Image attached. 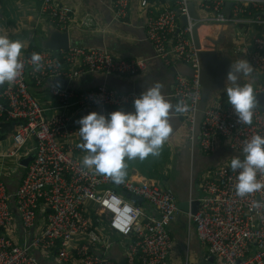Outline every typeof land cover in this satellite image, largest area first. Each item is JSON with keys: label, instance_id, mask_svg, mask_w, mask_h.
Returning a JSON list of instances; mask_svg holds the SVG:
<instances>
[{"label": "built area", "instance_id": "built-area-1", "mask_svg": "<svg viewBox=\"0 0 264 264\" xmlns=\"http://www.w3.org/2000/svg\"><path fill=\"white\" fill-rule=\"evenodd\" d=\"M37 1L39 16L51 30L66 32L70 37L73 32H106L91 9L85 8L79 16L71 0ZM94 1L109 12L113 22L125 25L136 3L141 8L145 40L152 47L153 58L167 67L180 63L193 70L192 78L176 75L172 94L176 104L183 100L188 106L187 112L176 116L191 134L202 99L199 52L214 48L212 40L202 44L200 28H235L240 43L234 45L233 53L248 60L255 72L264 74V0ZM227 3L232 4L229 17L223 13ZM190 7L195 18L189 14ZM195 27L198 48L192 40ZM34 48L21 54L24 67L20 75L4 83L0 93V120L14 126L18 123L10 137L12 150L4 155L19 160L11 172L21 168V160L27 157L22 150L26 143L34 142V158L13 194L0 176V264H39L35 252L59 264H117L108 256L115 244L124 251V264H170L173 241L169 225L179 214L174 193L146 181L124 179L115 184L110 177L85 168L72 147L59 142L71 124L81 127L78 121L86 111L97 109L107 116L110 110L132 107L140 95L106 85L75 92L70 82L85 76L135 77L146 69L149 59L116 58L106 47L75 43H70L66 51ZM33 53L43 57L38 71L31 63ZM58 79H68L67 88L61 87ZM43 89L61 103V109L71 107L75 98L79 118L72 122L65 113L55 112L47 116L33 93ZM221 101L202 111L198 148L212 154L222 140L229 151L243 158L245 141L256 134L264 136V107L256 105L253 123L241 125L232 106ZM237 175L230 165L205 172L199 182L197 211L192 214L189 210L188 218L195 225L199 241L207 246L206 260L212 258L215 264H264V206L252 207L256 201H264V191L238 197ZM126 194L140 197L156 212V218ZM15 217L22 228L21 243L13 235Z\"/></svg>", "mask_w": 264, "mask_h": 264}, {"label": "crops", "instance_id": "crops-1", "mask_svg": "<svg viewBox=\"0 0 264 264\" xmlns=\"http://www.w3.org/2000/svg\"><path fill=\"white\" fill-rule=\"evenodd\" d=\"M1 1L3 2V0ZM80 1L82 3L81 5L79 4ZM71 2L79 16L84 13L83 10L85 8L87 10L91 9L106 31L98 32L97 34L73 32L71 38L74 43L85 47H106L116 58L149 59L146 69L135 77L85 76L70 82L71 89H74L75 92H87L95 90L99 86L106 85L117 91L141 94L145 88L159 81L164 85L163 92L169 97L173 104H176L175 100L172 98L176 84V75L185 76L188 70L186 65L179 63L167 67L159 60L153 58L152 47L145 40L143 15L140 12L141 8H138L136 3H133L128 24L125 25L113 22L109 12L94 0H71ZM38 9L39 2H37L36 9L33 11L34 13H27L28 17L25 25L30 32L28 34V41L24 43L25 46L22 49V53L29 47H38L39 44L35 43L32 39L34 33L40 30L41 24L42 30L45 31V35H42L43 31L40 30V41L45 39L51 30L47 22L39 16V13L37 14ZM20 20L24 21L22 18ZM0 21L6 23L1 29L5 30L6 26L9 25L10 19L5 17V19H0ZM211 27L212 29L215 27L219 28L216 38H211L209 33H207L208 29H211ZM202 28H200L202 44L216 42V52L220 59L228 58L231 64L244 59L233 53L234 45L240 43L237 39V30L235 28L231 26H225L224 28L220 26H204ZM4 35H8V33ZM218 45H222V47L218 48ZM257 73L259 72L255 73L254 71L251 76L244 77L241 80V84L251 83L256 95L264 89V85H260L261 82L259 80L262 76H256ZM254 80H256V82ZM227 86H230V82L225 80L222 89L215 92L202 109L216 104L222 97L223 99L221 102L228 103L225 91ZM43 91H45V89L38 91L35 97L46 110L47 116L55 112L56 114L65 113L67 116L71 117L72 122H75L79 118L77 106L75 105V98L70 102L72 105L71 107L61 109V103ZM125 111L130 112V108H126ZM91 112L98 113L99 111L97 109H91L86 111L85 115ZM109 112L113 111L110 110ZM171 124L173 131L161 148L159 156L153 157L150 155L145 160H139L138 158L131 161L126 160L127 175L125 176V180L133 182L146 181L170 189L176 196L178 204L187 202L190 209V203L197 200L200 196L199 182L202 175L208 170H212L216 167L230 165L231 158L236 155L229 151L227 144L222 140H218L215 151L212 154L202 153L198 148V121L194 126L192 134L186 124L176 115L172 118ZM79 128L80 127L71 124L67 128L66 134L59 138V142L65 147L71 146L75 156L82 161L86 152L77 147L78 144L83 142L79 136ZM191 135L193 139L190 138ZM11 150V138L0 142V176H2L7 184L9 191L17 188L18 182L24 173L23 168H18L15 172H11V168L15 166L16 163H19L17 158L4 157V155ZM22 150L23 152H27V156L30 154L33 155L34 142H27ZM140 206L147 215L156 218V212L146 203ZM14 224V238L17 237L15 240L21 243L23 242L22 228L16 217ZM169 234L173 241V248L169 255L170 264H215L212 258L206 260L208 257L207 246L199 241L195 225L190 222L188 218V212L185 213L179 210V214L176 216L173 223L169 225ZM35 255L39 264H59L42 257L38 252H35ZM108 256L119 264L124 261L125 254L123 249L115 244L109 251Z\"/></svg>", "mask_w": 264, "mask_h": 264}, {"label": "clouds", "instance_id": "clouds-1", "mask_svg": "<svg viewBox=\"0 0 264 264\" xmlns=\"http://www.w3.org/2000/svg\"><path fill=\"white\" fill-rule=\"evenodd\" d=\"M22 48L21 41L0 35V85L13 82L20 75L24 67L20 58ZM30 59L38 71L43 57L33 53ZM253 72V65L241 59L230 65L225 78L230 82L225 89L228 103L241 125L253 123L256 93L251 83L241 84L242 78L251 76ZM163 88V83L159 81L145 88L133 100L134 112L121 109L107 116L97 112L83 116L78 121L81 126L79 136L83 142L77 145L86 152L82 158L83 166L120 184L127 175L126 160L159 156L173 131L172 118L188 111L183 100L173 104ZM242 154L243 158H231L230 168L238 173L236 195L244 198L264 191V136L256 134L245 141ZM262 206L264 201H256L252 205L255 209Z\"/></svg>", "mask_w": 264, "mask_h": 264}, {"label": "water", "instance_id": "water-1", "mask_svg": "<svg viewBox=\"0 0 264 264\" xmlns=\"http://www.w3.org/2000/svg\"><path fill=\"white\" fill-rule=\"evenodd\" d=\"M232 4L227 3L226 8L224 9L223 13L226 17L230 16V8ZM189 14L192 18H195V13L193 11V8H189ZM192 40L195 46L199 47V42L197 39V27L193 28L192 31ZM73 44L72 38L69 36L66 32H59L56 30H50L48 36L41 40L38 48L42 50H48L52 52H57L59 50H68L69 44ZM214 48L211 51H200L199 52V58L202 60V70L199 73V81L201 83L202 87V99L199 104V113L197 116L198 123L201 120L202 117V109L208 101L211 99L212 95L221 90L224 84V81L226 80V74L229 70V67L231 65L230 60L228 58H222L220 59L218 57V54L216 52V42H213ZM37 47V46H35ZM188 73L185 75L186 77L192 78L194 75V72L192 69L187 67ZM58 84L63 87L67 88L69 84L68 79H58ZM257 103L256 105H259L260 107H264V91L256 95ZM130 112H134V107H129ZM14 127V123L12 124ZM34 156L30 154L25 159L21 160L20 166L23 169H26L29 163L33 160ZM15 190L10 191L11 194L14 193ZM127 199L134 200L138 205L143 204V200L140 197L130 196L129 194H126ZM199 205V201L195 200L192 203H190V209L189 204L187 202H181L178 204V208L182 212H190L192 214L196 213L197 208ZM124 264V261L119 263Z\"/></svg>", "mask_w": 264, "mask_h": 264}, {"label": "rangeland", "instance_id": "rangeland-1", "mask_svg": "<svg viewBox=\"0 0 264 264\" xmlns=\"http://www.w3.org/2000/svg\"><path fill=\"white\" fill-rule=\"evenodd\" d=\"M37 2L36 0H3L0 7V15H2L4 19L5 17L9 18L10 22L9 25L6 26L5 30H1L6 23L0 21V34L4 35L8 33L7 36L11 40L21 41L24 48L25 46L24 43L28 41V36H29L28 34L30 32V30L26 28L25 25L26 19L28 17L27 13L28 12H29L28 14L34 13L33 11L36 9ZM21 18L24 19V21H21L20 20ZM40 30L43 31L42 35H45V31L42 30V24L40 25ZM40 30L34 33L32 39L37 44L40 43V35H41ZM220 47H222V45H218V48ZM259 75L262 76L259 79L261 82L260 85H264V75H262V73L261 74L257 73L256 76ZM254 81L256 82V80Z\"/></svg>", "mask_w": 264, "mask_h": 264}, {"label": "trees", "instance_id": "trees-1", "mask_svg": "<svg viewBox=\"0 0 264 264\" xmlns=\"http://www.w3.org/2000/svg\"><path fill=\"white\" fill-rule=\"evenodd\" d=\"M75 44H77V43H75ZM78 45H80V44H78ZM34 49L35 50H38L39 48L36 47ZM3 85H0V93L2 91ZM33 93L37 94V92H35V91ZM221 99H223V97ZM17 124L18 123H16L15 126ZM15 126L14 127L12 126V122H10V123L7 122L6 123L3 120H0V142L9 139L14 134V128H15ZM23 171H25V169H23Z\"/></svg>", "mask_w": 264, "mask_h": 264}, {"label": "bare ground", "instance_id": "bare-ground-1", "mask_svg": "<svg viewBox=\"0 0 264 264\" xmlns=\"http://www.w3.org/2000/svg\"><path fill=\"white\" fill-rule=\"evenodd\" d=\"M216 28V27H215ZM212 29V27H211V29H208V32L207 33H209V35L211 36V38H216L217 37V34H218V32H219V28H216V29ZM224 28V27H223ZM203 29V28H202ZM201 29V30H202ZM223 32V31H222ZM221 32V33H222Z\"/></svg>", "mask_w": 264, "mask_h": 264}]
</instances>
